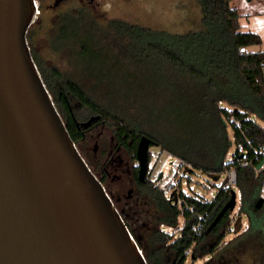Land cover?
<instances>
[{"label":"trees","instance_id":"16d2710c","mask_svg":"<svg viewBox=\"0 0 264 264\" xmlns=\"http://www.w3.org/2000/svg\"><path fill=\"white\" fill-rule=\"evenodd\" d=\"M196 1L201 8V25L185 33L143 28L121 20L111 22L115 34L126 46L141 43L142 52L146 50L148 55L160 57L178 74L181 95L177 106L160 118L167 128L164 131L147 127L145 116L129 117L98 104L79 82L63 80L55 68L47 76L33 52L32 55L52 96L64 97L68 93L74 96L100 114L113 132L125 143L131 142L134 149L141 136L147 135L162 150L184 160L193 172L201 170L219 175L230 166H236L241 192L240 213L251 220L253 229H263L264 198L261 207L257 204L262 198L264 168L258 173L255 171L263 157L255 160L254 166H238L228 158L232 145L229 127L234 130L235 143L242 140L241 131H244L255 146L264 144V128L259 124L264 123V51L251 50L263 41L255 32L241 31V14L232 5L235 0ZM82 21L78 12L59 15L55 21L59 31L56 40L80 42L79 53L94 63L100 52L95 50L97 42L91 33L81 37ZM145 40L146 49L143 48ZM244 47L247 51L242 53L240 49ZM135 90V84H130L128 98L133 99L139 111L145 100ZM231 117L240 122L241 129L235 127ZM67 129L76 140L71 124ZM148 185L147 196L156 210L149 234L137 232L135 219L124 220L149 264H185L192 247L213 235L219 234L218 239L221 238L230 211L212 225L230 201L231 192L220 189L213 201L185 195L187 203L194 207V211H190L172 204L156 186ZM200 215H206V221L201 233L196 234L193 226ZM181 218L185 223L177 237L165 231L164 227L178 228Z\"/></svg>","mask_w":264,"mask_h":264},{"label":"water","instance_id":"95a60500","mask_svg":"<svg viewBox=\"0 0 264 264\" xmlns=\"http://www.w3.org/2000/svg\"><path fill=\"white\" fill-rule=\"evenodd\" d=\"M37 6L0 0V264H149L80 154L35 62L28 33ZM151 145L157 142L142 135L140 180ZM263 165L264 158L257 168ZM231 196L212 226L235 209L236 190Z\"/></svg>","mask_w":264,"mask_h":264},{"label":"rangeland","instance_id":"374dc122","mask_svg":"<svg viewBox=\"0 0 264 264\" xmlns=\"http://www.w3.org/2000/svg\"><path fill=\"white\" fill-rule=\"evenodd\" d=\"M37 4L40 6L39 19L29 30V45L47 76L55 68L63 80L73 79L79 82L98 104L111 107L129 117L145 116L147 127L157 131L167 130L160 118L178 104L181 94L177 72L160 57L148 55L146 50L142 52L141 43L126 46L124 40L115 34L111 22L121 20L143 28L171 33L189 32L201 25V8L196 0H95V8L82 15L80 25L81 37L91 33L97 42L95 50L100 55L94 63L91 58H84L79 53L80 42L56 40L59 31L55 21L62 13L49 12V0H37ZM232 5L234 7V3ZM146 43L145 40L144 49ZM132 83L135 84V91H139L145 100L139 111L135 109L133 99L128 98V87ZM77 111L81 118L89 114L85 108ZM259 124L264 128L263 122ZM108 127L107 125L105 129L107 133ZM228 134L232 142L228 152V158H231L236 150L234 130L231 127L228 128ZM161 150L158 146L150 147L151 167L157 162ZM191 173L189 179H184L186 194L213 201L226 176L223 173L214 175L201 170ZM173 174L174 171L167 164L165 175L171 179ZM236 193L237 205L230 211L229 220L221 230V238L218 239L219 234L213 235L192 247L187 253L185 264H264V228H252L251 220L240 213L239 188ZM155 215L156 210L146 197L135 219V228L139 234H149ZM184 223L185 220L181 218L178 228L164 229L177 237ZM216 241L218 243L214 248L219 246L218 253L211 258L210 246Z\"/></svg>","mask_w":264,"mask_h":264},{"label":"flooded vegetation","instance_id":"af4514ba","mask_svg":"<svg viewBox=\"0 0 264 264\" xmlns=\"http://www.w3.org/2000/svg\"><path fill=\"white\" fill-rule=\"evenodd\" d=\"M94 8L95 0H49L47 7L49 12H58V14H75L78 12L81 15L92 11ZM53 99L66 126L71 124L73 127L76 140L72 139L80 154L91 171L104 185L117 210L126 220L136 219L140 207L148 197L146 192L149 187L148 183L154 185L148 179L151 168L150 148L147 173L144 180H140V163L137 157L139 142L134 149L131 142L127 144L122 141L111 128L108 127L109 132L107 133L105 131L107 124L102 116L93 112L69 93L64 97L53 96ZM83 108L88 109L89 114L81 118L77 110ZM94 117L99 118L85 127ZM87 142L89 144H86ZM217 243L218 241L210 246L209 256L211 258L218 253L219 246L214 248Z\"/></svg>","mask_w":264,"mask_h":264},{"label":"built area","instance_id":"2783aa9c","mask_svg":"<svg viewBox=\"0 0 264 264\" xmlns=\"http://www.w3.org/2000/svg\"><path fill=\"white\" fill-rule=\"evenodd\" d=\"M240 51L245 53L247 48H241ZM230 121L235 125V127L241 129L240 122L237 119L231 117ZM241 138L242 140L236 143V150H238L239 155H243V157L242 159H238L234 153L230 158V161L234 160L237 162L238 166H254L255 160L259 159L260 157L264 158V144L255 146L253 141L246 136L244 131H241ZM252 157H254V159ZM167 164L170 169L174 171L171 179L165 175V166ZM263 168L264 165L261 169ZM191 169V166L188 165L184 160L173 156L171 153L165 150H161L158 155L157 162L150 168L148 179L158 188V190L164 194L166 199L169 201L172 200L174 198L173 194L176 193V205H178L181 209L194 211V207L189 205L184 197L187 195L184 191V179L190 178V175L192 174L190 172ZM261 169L256 167V173H258ZM222 173L226 176V179L223 181L220 189L229 192L232 190H237L238 173L236 166L232 165ZM261 196L264 198V185L262 187ZM205 221L206 215H200L193 226V231L196 234L201 233Z\"/></svg>","mask_w":264,"mask_h":264},{"label":"crops","instance_id":"0c3cea01","mask_svg":"<svg viewBox=\"0 0 264 264\" xmlns=\"http://www.w3.org/2000/svg\"><path fill=\"white\" fill-rule=\"evenodd\" d=\"M233 3L241 14V31H252L262 38V45L254 46L251 50L264 51V0H235ZM254 4L260 7H255Z\"/></svg>","mask_w":264,"mask_h":264}]
</instances>
